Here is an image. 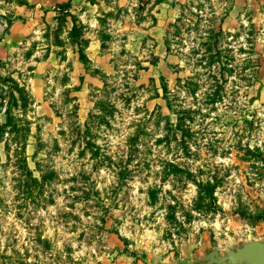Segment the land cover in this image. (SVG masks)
Wrapping results in <instances>:
<instances>
[{
  "label": "rangeland",
  "instance_id": "obj_1",
  "mask_svg": "<svg viewBox=\"0 0 264 264\" xmlns=\"http://www.w3.org/2000/svg\"><path fill=\"white\" fill-rule=\"evenodd\" d=\"M6 116L0 264H257L236 257L264 244V0H0Z\"/></svg>",
  "mask_w": 264,
  "mask_h": 264
},
{
  "label": "trees",
  "instance_id": "obj_2",
  "mask_svg": "<svg viewBox=\"0 0 264 264\" xmlns=\"http://www.w3.org/2000/svg\"><path fill=\"white\" fill-rule=\"evenodd\" d=\"M62 3V2H60ZM166 96V93L164 94ZM168 97V96H167ZM168 106L171 104L170 100H168ZM190 110L181 108L178 111L177 121L171 126L172 132L178 133L181 132V140L185 144L186 141V135H191L192 130L190 125L186 122L187 118H191L190 116ZM10 117V116H9ZM16 123V121H15ZM18 127L16 124L12 123V120L6 116V120L0 121V140L1 139H8V136L13 134V136L19 137H25L23 134L25 133H19L18 134ZM8 133L7 136L4 134ZM15 133V134H14ZM135 139V138H134ZM7 150H9L10 145L8 144V141H5ZM16 152L15 155L17 157V164L20 171V175L18 177V184H19V190L18 192H21L22 195L27 196L29 194H33V188L37 187L41 183V179L38 178V176L34 175L33 169L29 167L27 162V155L25 152V148L27 146L26 141L22 142H16ZM187 146V145H186ZM170 165L173 168L179 169L178 166H176L175 163H170ZM130 171V168L128 166H124L123 168H120L119 175L120 177H125ZM42 178V177H41ZM218 179H215L214 181L206 180L204 182H200L199 188L202 192V198L203 203H201L203 206H209L210 208L215 207L216 208V196H215V188H216V182ZM42 241L48 243L47 239L41 238ZM41 264V263H40Z\"/></svg>",
  "mask_w": 264,
  "mask_h": 264
},
{
  "label": "water",
  "instance_id": "obj_3",
  "mask_svg": "<svg viewBox=\"0 0 264 264\" xmlns=\"http://www.w3.org/2000/svg\"><path fill=\"white\" fill-rule=\"evenodd\" d=\"M258 251L249 254V256L243 257H236V260H254L257 261V264H264V244H259L258 245ZM239 258V259H238Z\"/></svg>",
  "mask_w": 264,
  "mask_h": 264
}]
</instances>
